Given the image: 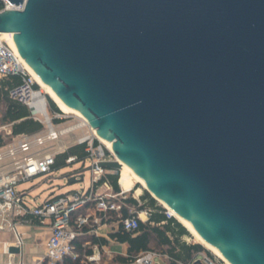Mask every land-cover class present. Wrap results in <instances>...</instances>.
Listing matches in <instances>:
<instances>
[{
	"label": "water",
	"instance_id": "obj_1",
	"mask_svg": "<svg viewBox=\"0 0 264 264\" xmlns=\"http://www.w3.org/2000/svg\"><path fill=\"white\" fill-rule=\"evenodd\" d=\"M0 32L154 197L264 264V0H27Z\"/></svg>",
	"mask_w": 264,
	"mask_h": 264
},
{
	"label": "built area",
	"instance_id": "obj_2",
	"mask_svg": "<svg viewBox=\"0 0 264 264\" xmlns=\"http://www.w3.org/2000/svg\"><path fill=\"white\" fill-rule=\"evenodd\" d=\"M0 1L2 2L1 11L22 10L27 0H22V3L18 4L11 0ZM2 33L6 32H0V79L16 74L22 76V82L11 89L10 95L25 103L31 116L42 122L46 129L36 133L13 135L11 141L0 146V239L3 233L10 232L21 243L20 225H34L35 218L39 219V223L49 220L50 235L46 242L45 260L48 264H55L66 257L77 259L79 252L75 240L78 235L85 232L84 227H89L90 231L97 235L99 226L104 225L103 217H108L110 212H116L118 229L132 231L138 227L140 220L145 221L149 218L150 209L134 210L130 207V214L122 215L120 196L125 191L113 192L108 180L101 182L108 170L98 165L101 161L112 160L111 154H115L105 149L103 142L93 131L76 138L77 143L87 144L85 159L89 158L91 161V179L88 189L52 196L41 204L35 205H30L25 198L28 189L22 191L16 189L18 183L52 171L56 155L66 150L61 136L72 131L74 127L58 128L63 123L65 112L61 109L49 112L45 93L39 86H35L37 83L26 69L22 56L9 41L3 38ZM57 119L60 121L54 122ZM83 125H87L84 120L79 126ZM4 131L8 135L11 134L10 123L0 124V135L4 136L2 133ZM96 140H98L97 143ZM75 160L76 156L67 158L68 163ZM101 188L106 190L101 191ZM90 208L94 211L93 213L88 212ZM164 209L168 218L175 217L170 208L164 206ZM159 255L160 253L154 250L145 251L133 262L155 264V258ZM101 258L100 246L96 245L92 253L84 255V262H96ZM198 259L204 264H215L207 254H202Z\"/></svg>",
	"mask_w": 264,
	"mask_h": 264
},
{
	"label": "trees",
	"instance_id": "obj_3",
	"mask_svg": "<svg viewBox=\"0 0 264 264\" xmlns=\"http://www.w3.org/2000/svg\"><path fill=\"white\" fill-rule=\"evenodd\" d=\"M2 2L0 1V8ZM22 82L20 74L11 75L9 77H2L0 79V121L2 123H10L11 135L22 133H36L43 129L42 122L34 119L30 110L25 103L11 97L10 91L15 86ZM38 87V85H35ZM49 107L51 111H60L56 103L51 97H48ZM60 120H55L59 122ZM4 136L0 135V146L5 144ZM97 143V140H96ZM86 143H76L69 146L66 150L58 153L55 158V163L52 170L61 168L76 161L85 160L87 157ZM69 156H76V160L68 163ZM108 180L113 191L121 192L119 184V173H111L109 171L102 177V180ZM138 185L136 186V188ZM140 201L132 195L120 196L122 203V215H129V208L133 207L136 210L150 209L149 218L145 221L140 220L138 227L132 231H124L118 229L110 233V237L121 243L127 244L126 255H116V259L122 261H133L140 253L154 250L160 254L167 255L169 264H192L200 254H207L209 257L211 253L201 243L187 242L185 236L189 235L188 229L179 222L175 217L168 218L165 214V209L158 204L156 199L148 192L142 193ZM102 216V213H101ZM108 222L116 221L118 216L116 212H110L108 217L104 218ZM35 223H39V219L35 218ZM87 229V226L84 227ZM90 240L91 244H108L109 240L105 237H97L94 234L78 235L75 243L79 258L72 259L71 257L64 258L63 261L56 264H84L81 262L83 255V248L81 243L85 240ZM92 247L86 249V252H91ZM212 256V255H211ZM46 264V262H45Z\"/></svg>",
	"mask_w": 264,
	"mask_h": 264
},
{
	"label": "rangeland",
	"instance_id": "obj_4",
	"mask_svg": "<svg viewBox=\"0 0 264 264\" xmlns=\"http://www.w3.org/2000/svg\"><path fill=\"white\" fill-rule=\"evenodd\" d=\"M41 88L40 84L36 82ZM46 95V99L48 102V109L49 112L52 113L53 111L50 110L49 107V101L48 93L43 92ZM59 108V107H58ZM60 109V108H59ZM62 111V110H61ZM64 120L62 121L58 128H64L68 126H74L77 124H80L83 119L76 115L75 113H64ZM55 122V121H54ZM2 122L0 121V124ZM43 124V123H42ZM46 129V126L43 124V130ZM93 129L87 124L83 126H78L74 128L72 131L65 133L63 136H61L62 143L68 148L71 145H74L77 143L76 138L83 136L85 134L92 133ZM94 132V131H93ZM4 135V139L6 142L11 141L12 135L6 134V132H2ZM98 141V140H97ZM103 146L107 151L110 153V149L106 146V144L103 143ZM65 148V149H66ZM112 160H117L116 155L111 154ZM91 163L90 159L87 158L85 160H80L76 161L74 163L68 164L66 166H63L61 168L52 170L49 173L45 174H40L32 177L31 179L20 182L16 185V189L18 191H22L24 189H28V193L25 195L26 200L30 203V205H35V204H41L44 202L46 199L64 194V193H70L75 190H86L90 186V179H91V170H85L83 171L85 167L89 166ZM107 170L111 173H119L120 174V169H114V168H107ZM79 171L75 177L74 172ZM74 177V178H73ZM70 179H73V181H70ZM120 184V183H119ZM137 188H141V192L138 194L136 193L135 189L130 190V191H125L126 195H132V196H137L141 195L142 193L148 192L152 197H154L145 187L140 182H136L135 186ZM121 190L123 188L120 185ZM101 191H104L103 189H100ZM156 201L158 202L159 205L162 207L166 206L164 205L158 198L154 197ZM179 222H181L178 218H176ZM182 223V222H181ZM183 224V223H182ZM187 228V227H186ZM188 229V228H187ZM189 231V230H188ZM185 239L187 242L190 243H201L197 241L195 236L189 231V235L185 236ZM202 244V243H201ZM209 252L211 253L210 257L214 260L215 264H226L225 260L218 256L214 251L211 249L207 248L204 244H202ZM161 264H167V262L161 258Z\"/></svg>",
	"mask_w": 264,
	"mask_h": 264
},
{
	"label": "crops",
	"instance_id": "obj_5",
	"mask_svg": "<svg viewBox=\"0 0 264 264\" xmlns=\"http://www.w3.org/2000/svg\"><path fill=\"white\" fill-rule=\"evenodd\" d=\"M101 189L104 190V188ZM134 197L140 201L139 195ZM131 208L136 210L133 207ZM88 212L93 213L94 211L90 208ZM103 223L104 225L99 226L97 235L90 231L89 227L84 230L85 232L83 235L94 234L97 237H105L109 240L108 244H91L90 240L85 239L81 243V247L84 251L81 262L84 264H135L132 260L122 261L115 258L116 255L127 254V244L121 243L110 237V233L112 231L118 230V219L112 222H108L106 219L103 220ZM19 230L22 238L21 243L16 240L13 233H3L0 239V264H35L36 262H42L43 264L46 262V264H48L45 260V253L46 242L50 235L49 220H46L45 223H35L34 225H20ZM96 245L100 246V250L102 252L101 260L96 262H84V255L89 253L86 252V249L92 247V251L90 252L92 253ZM201 256L202 254H200L195 261ZM160 257L163 258L167 264H169L167 255L163 254H160L155 258V264H161ZM192 264H195V262Z\"/></svg>",
	"mask_w": 264,
	"mask_h": 264
},
{
	"label": "bare ground",
	"instance_id": "obj_6",
	"mask_svg": "<svg viewBox=\"0 0 264 264\" xmlns=\"http://www.w3.org/2000/svg\"><path fill=\"white\" fill-rule=\"evenodd\" d=\"M3 36L4 39H6L7 41H9L11 43V45L16 49L17 52V46L14 43L12 36L13 33L12 32H6V33H2L1 34ZM20 53V52H19ZM21 55V54H20ZM22 56V55H21ZM24 65L26 67V69L28 70V72L34 77L35 81L38 82L41 86V89L43 92L48 93V95L55 101V103L59 106V108L66 113H75L76 115H78L79 117L83 118V116H81L80 114L76 113L74 111V109L72 107H70L68 104H66L61 97L58 95V93L42 78V76L38 73V71L30 64L28 63V61L22 56L21 57ZM79 126V124L73 126L74 128ZM93 129V128H92ZM94 133L101 139V141L106 144V146L116 155L117 160L121 163V167H120V174H119V183L121 185V187L123 188L124 191H130L135 189L136 193H140L141 192V188H136L135 183L136 182H140L143 187H145L146 189L150 190L149 187L147 186V184L145 183L144 179L141 178L133 169H131V167L129 165H127L114 151L113 148V144L110 141L105 140L104 138H102L101 136H99L96 133V130L93 129ZM151 191V190H150ZM160 200V199H159ZM164 205H166V207L170 208L165 202H163L162 200H160ZM173 215L178 218L185 227L188 228V230L195 236V238L197 239V241L201 242L202 244H204L207 248L211 249L212 251H214L218 256L222 257L226 264H232L229 260H227L222 254L221 252L212 244L208 243L192 226V224L185 219L184 217H182L181 215H179L177 212H175L172 208H170Z\"/></svg>",
	"mask_w": 264,
	"mask_h": 264
}]
</instances>
